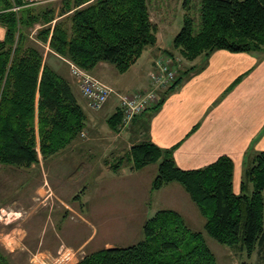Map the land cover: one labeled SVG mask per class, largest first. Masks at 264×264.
Returning <instances> with one entry per match:
<instances>
[{"label": "trees", "instance_id": "obj_1", "mask_svg": "<svg viewBox=\"0 0 264 264\" xmlns=\"http://www.w3.org/2000/svg\"><path fill=\"white\" fill-rule=\"evenodd\" d=\"M193 1L182 0V25L171 42L172 51L184 60L205 59L217 49L264 52V0H198L197 20L191 12ZM148 2L0 0V23L6 29L0 41V164L29 167L39 153L43 160L50 158L87 126V111L70 81L44 60L30 41L28 28L43 24L38 39L90 74L101 62L124 73L157 42L158 24ZM164 52L160 55H172L169 49ZM121 117L119 107L109 115L112 130ZM176 146L143 140L130 147L127 158L135 169L156 164L153 191L180 184L204 219L203 231L216 242L248 255L264 251V151L246 158L235 192L230 156L222 154L205 166L183 169L172 156ZM117 166L115 162L113 168ZM141 230L143 236L136 242L99 248L74 264H218L203 231L192 229L175 209L155 210ZM0 264H8L1 253Z\"/></svg>", "mask_w": 264, "mask_h": 264}, {"label": "crops", "instance_id": "obj_2", "mask_svg": "<svg viewBox=\"0 0 264 264\" xmlns=\"http://www.w3.org/2000/svg\"><path fill=\"white\" fill-rule=\"evenodd\" d=\"M165 28L158 25L156 44L144 50L143 55H147L143 61H140L143 56L141 55L140 59L126 71L130 73L124 86L122 85V88L111 86L113 92L105 104H110L112 108L103 112L107 107V104H104L103 115L97 117L98 119L94 114L97 110L90 109L86 105L85 98L71 77L69 65L65 59L51 50L49 55L52 57L49 63L70 81L80 103L86 108L85 110H88L89 122L92 123L94 120L97 123H103L104 127L114 131L110 128L107 118L119 107L118 94L147 88L154 57L165 53L164 50L171 45V33ZM5 31V26L0 23V41L3 40ZM45 43L48 45V41ZM112 68L111 65L101 62L96 66L95 71L113 74L115 71ZM186 69L178 85L162 93V103L158 107L150 108L136 116L130 126L121 133L118 139L124 150L121 153L116 152L120 154L118 158L111 152L109 154L113 157L112 159L109 157L111 162H118L117 167L113 168L114 163H107L109 160L105 152H108V144L110 145L113 141H108L105 133L89 137L88 148L83 152L74 140L54 156L42 159L44 163L40 161L39 153L38 161L35 163L41 165L39 173L38 171L36 173L34 169L35 164L25 167L30 171V175L31 172L35 173L32 174L34 177L32 176L31 179L42 174H46L48 178L44 175L43 182L40 181L31 193H24L25 190H23L20 192L21 199L17 197V201L11 202L14 203L11 211L22 209L20 202H23L30 207L27 212L17 211L16 217L7 223L0 219V253L7 258L8 264H43V259L50 260L59 247H70L88 253L110 246L112 239L110 236L108 238L104 236L105 231L102 237L96 238L98 228L91 217L93 216L96 221L118 219L111 215L109 212L111 209L108 206L116 192L114 187L117 184L116 181L126 180L128 185H133L130 191L136 199L133 196L130 198L138 201V205L131 207L133 213L138 211L140 205L144 206V196L141 192L137 194L134 191L136 185L143 184L144 195L146 191V195H150L153 191L150 183L157 167L149 164L135 169L127 158L130 147L139 141L150 140L160 147H171L177 144L172 156L175 163L183 169L205 166L218 156L226 154L232 158L234 165L233 190L239 191L246 158L264 151V52H231L217 49L208 58L197 57L189 62ZM186 69H183L181 73ZM79 138L80 135L76 140L79 141ZM103 143L107 144V148L101 149ZM78 155L93 157L97 166L91 165L86 178L82 177L81 182V175L78 174L77 177L76 173L68 176L66 182L57 179L52 170L53 166L63 158L71 161L72 157L75 159ZM122 159H124L123 166ZM149 166L152 167L148 169ZM62 183H67L71 188H83V193L87 194L88 198L87 209L81 205L84 201L81 200V196H77L78 194H75L76 198L74 197L73 201L70 200L71 197L60 195L57 184ZM161 189L163 192L177 193L178 199L183 198L185 201L190 199L178 183H170ZM52 193L55 199L53 204L37 206L34 203L36 194L45 199ZM5 204L1 203L0 206ZM156 207L159 206L156 205ZM40 209L45 212L42 211L41 218L37 220L34 216L36 210ZM157 209L159 208L155 210ZM86 212L88 215L85 214ZM63 216L69 221L65 222ZM119 219L125 220V217H119ZM50 220L53 221L52 224ZM87 221L92 228L91 232L86 229ZM84 223L85 226L82 227ZM75 260L77 261L78 258Z\"/></svg>", "mask_w": 264, "mask_h": 264}, {"label": "rangeland", "instance_id": "obj_3", "mask_svg": "<svg viewBox=\"0 0 264 264\" xmlns=\"http://www.w3.org/2000/svg\"><path fill=\"white\" fill-rule=\"evenodd\" d=\"M51 1L57 2L59 0H49L47 2H51ZM44 3H46V2H44ZM148 3H149V8H150L152 20H154L155 22L157 21L158 25L160 24L161 27L165 26L166 27L165 29H168L170 31V33H171L170 42H172L173 36L176 34V32L180 29V27L182 25V15L185 12V9L182 6V0H149ZM39 4H41V3H39ZM191 7H192L191 12L193 14V17L197 20L196 17H197V9H198V0H194L191 3ZM43 26H44L43 24L37 22L32 27L28 28L27 34H28L30 41L34 45L38 46L39 49L41 50L44 60L49 63L51 60V57H52L51 55H49L51 49L48 47L49 45H47L46 43H42L38 39V37L36 36L38 29H40ZM165 36H167V34H165ZM168 49L171 50L173 57L178 58L179 62L181 63V66H180L179 71H178V74H180V72L183 69H186V67L189 65V62H191V61L184 60V58L178 52L172 51L171 45ZM45 53H47V54L45 55ZM146 55L147 54H144L141 57L140 61H143L144 60L143 58H145ZM161 55H163V54H161ZM65 61L69 65V71H70L72 79L74 80L75 84L79 87L77 78L71 73L72 72L71 71L72 62L68 61L67 59H65ZM112 69L115 71V73L113 72V74L107 73V72L97 73V71H95V70L91 74L94 75L95 77H97L99 80H101L102 82H104L106 85H108L110 87L113 86L114 88H122V85L124 86V84L129 79V73L130 72L119 73L115 70V68H112ZM79 89H80V87H79ZM123 92H125V91H123ZM109 98H110V96H109ZM110 108H112L111 105L107 104V107L105 109L103 107L99 111L98 110L95 111L94 114L96 115V118L100 117V115H103V113H102L103 109H104L103 112H106V111H109ZM86 111H88V110H86ZM90 112H93V111H90ZM88 115L89 114L87 113V126H86L85 130L81 133L80 138H79L80 140L79 141L75 140V142H76L75 144L77 145V147L79 149H81V152H83V151L87 150V148H88L89 140H87V139H89V137L99 136V135H102L103 133H105L108 141H113L110 145L108 144V150H107L108 152H105L106 153L105 156L109 160V161H107V163L108 164H109V162L115 163V162H111L110 158L112 159L113 157L110 156L109 154L111 152V153H113V156H115L117 158L120 157V154H117L116 152L119 151V153H121L124 150V148H122V146H121L120 140L118 139L119 136L121 135V133L124 132V129L120 131L118 129V126H117L116 131H111L110 129L104 127L103 123H99V122L97 123L94 120L92 121V123H90ZM105 117L106 116H104V118ZM97 121H99V120H97ZM102 121H103V118L101 119V122ZM104 147L107 148V144L103 143L101 146V149H104ZM123 160L124 159H122V163H121L122 166H123ZM40 161H42V163L45 162L42 160L41 156H40ZM35 163H33V164H35ZM91 165L97 166V163H95L93 161V157L88 156V155L87 156L78 155L77 158H75V159H74V157H72L71 161L64 160V158H63L62 161L58 162L57 165L55 164L53 166L52 170L54 171V176L57 177V179L63 180L65 182L68 179V176L75 175V173H76L77 177H78V174H80L81 175L80 182H81V181H83L82 177L86 178ZM154 165L156 166V164H154ZM151 167L152 166H149L148 169ZM39 168H41V165L40 166L36 165V168H34V169H36V173H37V171L39 173ZM32 174H35V173L31 172V175H30V171L25 167L24 168H22V167L18 168V166H15L13 164H0V204L6 203L5 205L0 206V208L4 209V212H6V213L10 212V213H8V214H10L9 218L8 219L3 218V219H1L2 221H6V223H7L16 217L17 211L27 212L28 209L30 208L25 203L20 202V206L22 209H14V211H11L12 208H14L13 207L14 203H11V202L13 200L17 201L18 200L17 197L20 198V195H21L20 192H22L23 190H25V191H23L24 193L25 192L31 193L34 190V187L40 181L43 182V180L45 178L44 175H46V174H44V175L42 174L41 176L38 175L36 178L31 179L33 176ZM142 175L145 176L144 173H142ZM46 178H48L47 175H46ZM116 182H117L116 186L113 185L115 187L116 192L113 194L112 198L110 199V203L108 206L111 209L109 211L111 213V215L113 217H118V219L113 218L110 221H107V220L106 221H103V220L96 221L92 216L91 217L92 221L96 223L97 228H98V235L96 237L97 239L102 237L103 232L105 231L104 236L106 238H108L110 236L112 239L111 245H116V244L125 245V244L136 242L138 239L142 238V236H143L142 230H141V226H142L143 222L149 216H151V214L154 213V210L156 208H165V207L178 210L182 214V216L184 217L186 223L192 229L203 231L204 219L200 216V214L197 210V207L195 206V204L192 202L191 199H189V200L186 199V201L183 200V198L178 199V196L176 195L177 193L175 194V192H170V191H166V192L164 191L163 192L161 188H160V190L152 191L150 194L151 196L146 195L147 191L145 192V195H144V187H142L143 184L140 186L136 185L134 191L137 192V194H140V192H141L142 196H144V199H143L144 209L140 205L138 208V211L134 212V213H139V214L135 215L133 212H131V207L138 205L137 204L138 201L130 198L133 196L131 193L132 191H130L133 188V185L132 186L128 185L126 183L127 182L126 180H118ZM173 183H176V182H173ZM60 185H62V187ZM60 185L57 184V191L60 193V195L62 197H71L70 200L73 201L75 194H78L77 196H81V200H83L84 202L86 201L85 203L83 202L81 204L83 207L85 206V208H86L88 198H87V194L83 193L82 187L80 189L78 187L77 188H75V187L71 188L70 186H68L67 183H62ZM72 190H74V192L71 193ZM133 197L136 199L135 196H133ZM25 198H27V197H25ZM41 200H43V201H41ZM34 201H35L34 203L37 206L38 205H44V204L50 205V204H53L55 199H54L53 193L50 196L45 197V199L40 197V195L36 194ZM41 202H43V203L41 204ZM133 202H135V203H133ZM156 205H158L159 207H156ZM42 211L45 212V210H41V209L36 210L34 217L37 220H39L41 218L40 213ZM85 214L88 215L87 212ZM71 216L75 218L74 215H71ZM123 216L125 217V220H120L119 217H123ZM131 216H133V218H131ZM63 218L65 219V222L69 221L68 218H66L64 216H63ZM70 221H72V223H74L73 220H70ZM50 222H51V220H50ZM48 223H49V221H48ZM52 223H53V221L50 224H52ZM105 223H106V228H105ZM84 226H85V223L82 224V227H84ZM86 229L88 232H91V230H92V228L90 227V223H88V221H87ZM203 233H204V236L206 238L208 245L211 247V249L215 253L218 264H264V251H262L260 253L254 252V253H251L248 255L245 251H238L236 249L229 247L228 245L218 243L214 239H212L210 236H208L204 231H203ZM66 248L69 249L70 247H66ZM59 249L64 250L63 247H59ZM70 249H73V248H70ZM57 251H56V253H57ZM56 253H54V255H56ZM84 254L85 253L82 251H77L78 258ZM75 261H76L75 259L74 260L71 259L70 262H65V264H73Z\"/></svg>", "mask_w": 264, "mask_h": 264}, {"label": "built area", "instance_id": "obj_4", "mask_svg": "<svg viewBox=\"0 0 264 264\" xmlns=\"http://www.w3.org/2000/svg\"><path fill=\"white\" fill-rule=\"evenodd\" d=\"M27 4H39L49 0H24ZM71 73L77 78L86 105L93 110L102 108L113 89L94 75L84 71L75 64H71ZM181 66L178 58L173 55H157L153 59L152 70L149 73V85L144 89L119 93V109L122 112L118 129L121 131L130 126L133 119L155 106L161 99L162 93L167 91L178 76ZM10 212L0 209V219L9 218ZM50 260L43 259V264H65L78 258L77 251L63 247Z\"/></svg>", "mask_w": 264, "mask_h": 264}]
</instances>
